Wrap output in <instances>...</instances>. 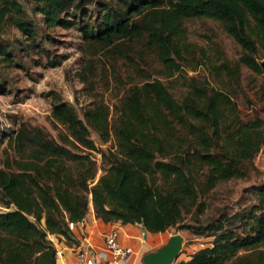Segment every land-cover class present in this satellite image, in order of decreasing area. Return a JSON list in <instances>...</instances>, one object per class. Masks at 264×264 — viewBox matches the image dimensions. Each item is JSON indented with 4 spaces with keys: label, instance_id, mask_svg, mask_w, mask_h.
<instances>
[{
    "label": "trees",
    "instance_id": "obj_1",
    "mask_svg": "<svg viewBox=\"0 0 264 264\" xmlns=\"http://www.w3.org/2000/svg\"><path fill=\"white\" fill-rule=\"evenodd\" d=\"M31 1L44 26H75L88 50L121 55L138 43L140 51L153 54L160 65L157 73L164 78L187 65L191 48L183 22L209 18L238 46V64L255 74L264 73V0ZM93 2L97 5L93 21L82 23L68 12L73 8L83 13V7ZM5 27H14L27 40L36 36L18 0H0V33ZM0 54L10 59L1 48ZM218 67L237 80V67L227 63ZM149 76L140 74L139 82L125 88L111 121L102 102H92L79 117L70 104L55 96L51 123L66 131L59 141L23 122L5 133L18 158L13 160L14 168H0V203L12 206L0 210V264H57L47 234L71 243L66 221L80 220L88 201L94 216L103 222H140L150 233L182 226L212 236L210 245L175 264H264V205L237 215L223 214L220 221L198 217L205 207L198 195L235 177L236 165L264 144V130L245 123L226 133L225 141L232 145L219 147L218 125L224 119L227 95L188 78L186 93L176 99L160 79ZM90 130L103 141L111 134L116 151L100 154L109 164L88 185L94 162L85 150L95 148ZM72 162L77 165L74 175L66 164ZM196 170H201L200 176ZM184 212L194 222H182Z\"/></svg>",
    "mask_w": 264,
    "mask_h": 264
},
{
    "label": "rangeland",
    "instance_id": "obj_2",
    "mask_svg": "<svg viewBox=\"0 0 264 264\" xmlns=\"http://www.w3.org/2000/svg\"><path fill=\"white\" fill-rule=\"evenodd\" d=\"M18 1L28 13L36 36L27 40L14 27H5L0 33V48L10 58L5 59L0 54V168H14L13 160L18 158V153L5 138V133L15 130L20 122L47 131L57 141L59 136L66 134L63 127L51 123L53 97L70 104L79 117L92 102H102L108 107L111 121L117 99L128 85L141 80L140 74L160 79L176 99L186 93L188 78L208 90L227 95L229 101L223 107L224 119L218 125L219 147L232 145L233 142L225 141L226 133L245 123L264 130V73L255 74L238 64L239 48L218 22L204 17L183 22L186 42L191 48V53L185 57L187 65H181L179 72L164 78L157 73L160 65L153 54L140 51L138 43L133 48L126 47L122 53L132 58L111 55L97 48L88 50L75 26L46 27L41 15L33 11L31 0ZM96 6L93 2L83 7V13L74 12L73 8L68 12L75 13L76 19L84 23L96 18ZM222 63L237 67L236 81L227 77L223 69H218ZM138 67L141 73L136 70ZM89 135L95 148L85 150L94 162V173L87 179L88 185L94 183L109 164L100 154L116 151V141L111 134L105 141L92 130ZM73 150L80 149L73 147ZM66 164L74 175L77 165L74 162ZM80 168L84 170L85 165ZM196 173L201 174V170ZM198 198L205 202L199 219L208 217L210 221H220L223 214L237 215L258 204L264 205V144L252 151L248 160L236 165L235 177L217 182ZM10 208L12 206L0 203L1 211ZM182 216V222H194L190 213L184 212ZM175 232L182 236V242L177 257L170 264L187 259L197 249L210 245L212 239L211 235L195 234L182 226L148 233L151 235H147L143 243H137L136 264H143L141 255L160 247Z\"/></svg>",
    "mask_w": 264,
    "mask_h": 264
},
{
    "label": "built area",
    "instance_id": "obj_3",
    "mask_svg": "<svg viewBox=\"0 0 264 264\" xmlns=\"http://www.w3.org/2000/svg\"><path fill=\"white\" fill-rule=\"evenodd\" d=\"M81 219L66 221L67 229L72 238L71 248L74 257L70 262H65L62 258L61 249L54 245V255L57 264H136L137 249L123 242L122 237L136 239L138 243H143L148 231L140 222L125 224L133 227V229L137 227L133 233L126 231L123 228L125 225L118 221L109 223L102 233L100 244L95 245L86 239L84 232H80L78 237L75 236L74 231L77 227L83 226Z\"/></svg>",
    "mask_w": 264,
    "mask_h": 264
},
{
    "label": "crops",
    "instance_id": "obj_4",
    "mask_svg": "<svg viewBox=\"0 0 264 264\" xmlns=\"http://www.w3.org/2000/svg\"><path fill=\"white\" fill-rule=\"evenodd\" d=\"M81 221L83 226L80 225L77 227V229L74 231L75 236L78 237L80 232H84L86 239H88L91 243L95 245L100 244L103 231L107 228L109 223H111L103 222L99 218H96L94 216L91 203L88 204L87 211L82 217ZM123 228L126 231H130L132 233L135 231L133 227L125 226ZM48 236L47 237L52 240L54 245L58 246L61 249L62 258L64 259V261L70 262L74 257V253L71 248V243L66 242L65 239L60 235L49 234ZM122 240L123 242L132 245L135 249L138 248V241L136 239L122 237Z\"/></svg>",
    "mask_w": 264,
    "mask_h": 264
},
{
    "label": "water",
    "instance_id": "obj_5",
    "mask_svg": "<svg viewBox=\"0 0 264 264\" xmlns=\"http://www.w3.org/2000/svg\"><path fill=\"white\" fill-rule=\"evenodd\" d=\"M182 236L175 232L168 236L164 244L141 255L143 264H170L181 248Z\"/></svg>",
    "mask_w": 264,
    "mask_h": 264
}]
</instances>
